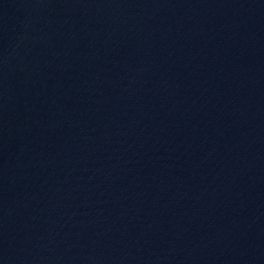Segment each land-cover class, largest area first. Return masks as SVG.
<instances>
[{"label":"water","instance_id":"95a60500","mask_svg":"<svg viewBox=\"0 0 264 264\" xmlns=\"http://www.w3.org/2000/svg\"><path fill=\"white\" fill-rule=\"evenodd\" d=\"M0 264H264V0H0Z\"/></svg>","mask_w":264,"mask_h":264}]
</instances>
